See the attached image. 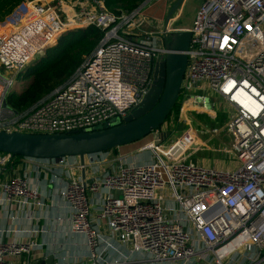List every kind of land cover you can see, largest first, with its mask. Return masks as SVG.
I'll list each match as a JSON object with an SVG mask.
<instances>
[{
  "label": "built area",
  "instance_id": "built-area-1",
  "mask_svg": "<svg viewBox=\"0 0 264 264\" xmlns=\"http://www.w3.org/2000/svg\"><path fill=\"white\" fill-rule=\"evenodd\" d=\"M143 7L117 15L107 0L21 2L0 21V130L70 133L112 125L128 114L151 88L168 35L187 29L177 25L178 14L161 27ZM89 26L102 29L104 38L67 83L29 111L2 106L21 74L62 34ZM188 30L178 116L172 115L135 153L87 155L98 168L89 178H78L71 173L73 167H85L79 157L0 152V176L16 172L23 158L39 173L69 165L68 176L60 172L52 179H68L58 192L71 207L70 231L86 237L88 255L80 264H123L135 256L156 264H264V0H203ZM208 89L231 107L221 125L193 119L195 107H208L196 103L201 97L195 93ZM175 131L177 137L169 139ZM199 151L236 166L193 163ZM100 191L96 219L90 194ZM43 205L28 172L0 179V207L12 225L20 222L21 212L32 219L33 208ZM12 225L0 229V264H19L23 253L40 248L18 236H32L37 229ZM115 238L131 247L130 255L110 262L106 254L116 248Z\"/></svg>",
  "mask_w": 264,
  "mask_h": 264
},
{
  "label": "crops",
  "instance_id": "crops-1",
  "mask_svg": "<svg viewBox=\"0 0 264 264\" xmlns=\"http://www.w3.org/2000/svg\"><path fill=\"white\" fill-rule=\"evenodd\" d=\"M154 1L155 0H149L147 3H145V5H143V12L151 20H154L156 23L160 24L159 21L162 22L165 18L170 9L169 7L172 0H157L156 2ZM202 1L203 0H199L196 8L201 4ZM184 9L185 7L181 8L178 13H176L180 17L176 21L177 24L180 23L182 19ZM195 96L201 97L199 101H197L196 99V103L208 106L201 107L196 105L197 107H195L196 110L193 113V119L197 123H203L205 125L207 124L211 126L221 125L230 116V105L216 92L208 89L205 92H196ZM137 143L138 142L131 144L133 146L128 150H136L142 145ZM124 147L127 146L119 147L117 151H114V153L117 155L126 154V149ZM70 161H73V159H70ZM191 161L193 163L207 167L219 168L218 166L222 164H224V166L226 167L231 166V168H234L236 166L235 163H232L230 161L222 162L218 159L217 156L207 151H199L198 154L193 159H191ZM33 163L34 162L29 159H19L14 167L16 172L10 170L8 176L4 174L0 176V179L7 178L18 173L24 174L28 172L33 180L38 183L40 197L44 205L41 206V208H33L34 217L32 219L26 217V211L21 212L20 222H16L14 225H12L11 220L6 217V212L3 211V209L0 207V229H7L11 225L13 228H20L22 230H26L29 228L37 229V231L32 236H28V233L25 232H22L18 235L21 240L28 241L29 239H33L35 240V242L40 244V248L38 250L32 251L31 253H23L18 258L19 264H39L49 256H52L54 258L55 264H65V262H69L71 264H80L81 262H83L85 256L88 255L86 237L82 233H74L70 231L71 207L70 204L66 200H64L58 192V188L63 187L65 181H68V179L62 178L60 181L52 179L54 174L60 176V172L67 175L66 170L69 169V165L64 164L65 166H51L49 171L45 170L46 172L39 173L33 170ZM82 164H84V168L73 167L71 176L73 175L74 177L78 178H89L90 174L93 173V171H96L98 168L97 163L92 162L89 157H86L85 162ZM102 194V191L90 194V199L94 202L93 212L96 216V219L100 210L99 205ZM57 218L61 220L60 223L56 221ZM101 227L103 228L104 233H107L108 230L103 221L101 222ZM1 233L2 232H0V234ZM6 238L14 239V236H6L5 239ZM113 243H115L116 248L112 249L109 253L106 254V256L108 257V261L113 262L115 260H122L124 258V255H130V246H123L119 242V240H117V238L113 240ZM75 260H79V262L73 263ZM123 264L156 263L146 257L141 258L140 256H135L134 260L128 261L127 263Z\"/></svg>",
  "mask_w": 264,
  "mask_h": 264
},
{
  "label": "water",
  "instance_id": "water-1",
  "mask_svg": "<svg viewBox=\"0 0 264 264\" xmlns=\"http://www.w3.org/2000/svg\"><path fill=\"white\" fill-rule=\"evenodd\" d=\"M187 1L175 0L167 13L166 23L185 7ZM191 35L188 29L173 31L168 35L167 52L156 64L151 88L142 101L117 123L92 130L57 134L0 130V152L39 159L79 157L84 163L87 155L133 144L151 135L166 123L179 102L188 65ZM2 106L11 108L7 96ZM39 264H55L54 258L49 256Z\"/></svg>",
  "mask_w": 264,
  "mask_h": 264
},
{
  "label": "trees",
  "instance_id": "trees-1",
  "mask_svg": "<svg viewBox=\"0 0 264 264\" xmlns=\"http://www.w3.org/2000/svg\"><path fill=\"white\" fill-rule=\"evenodd\" d=\"M23 1L0 0V21L12 14ZM146 1L107 0V6L112 12L119 15L121 11L131 12L141 7ZM104 35L105 32L96 26L69 30L62 34L54 46L48 48L42 57L21 74L24 79H31L30 83L23 91H11L7 95L9 106L20 113L29 111L58 87L67 83L85 58L100 44ZM181 99L182 95L179 97V101ZM180 106L181 104L178 102L167 120H170L174 114L178 116ZM148 140L144 138L138 144H143ZM125 146L132 147L133 145ZM118 148H114L112 151H117Z\"/></svg>",
  "mask_w": 264,
  "mask_h": 264
},
{
  "label": "rangeland",
  "instance_id": "rangeland-1",
  "mask_svg": "<svg viewBox=\"0 0 264 264\" xmlns=\"http://www.w3.org/2000/svg\"><path fill=\"white\" fill-rule=\"evenodd\" d=\"M157 0H155L154 2H156ZM174 2H175V0H172V2L170 3V7L169 8H171L172 7V5L174 4ZM198 2H199V0H188L187 1V3L185 4V9H184V13H183V15H182V19H181V21H180V23H178L179 24V26L180 27H183V28H187V29H189L191 26H192V21H193V19H194V16H195V14H196V10L198 9V7L200 6H198L197 8H196V6H197V4H198ZM196 8V9H195ZM178 13V12H177ZM166 17H167V14H166V16H165V18L163 19V21L162 22H160L159 21V23H160V25H161V27H164L165 26V23H166ZM180 20V19H179ZM177 24V25H178ZM36 62V61H35ZM35 62H33V63H35ZM32 63V64H33ZM0 71H2V69H1V66H0ZM31 80V79H30ZM30 80L29 79H24L23 77H21L20 79H19V83H18V85H17V87H15L14 88V91H16V92H21V91H23L26 87H27V85L30 83ZM224 109V108H223ZM178 130V129H177ZM177 137V134H176V131L173 133V134H171V136L169 137V139H172V138H176ZM152 138V135H149V136H147L146 138H145V140H148V139H151ZM227 141H228V139H226ZM149 141V140H148ZM147 142V141H146ZM228 143V142H227ZM138 144V143H137ZM211 144L213 145V146H219V142H216V141H212L211 142ZM224 144H226V143H221L220 144V146H223ZM123 148V147H122ZM126 150V152L125 153H128V154H130V153H135L136 152V150H133V149H130V150H128L129 148H131V146L130 147H124ZM123 150V149H122ZM219 168H228V167H226V166H224V164H222V165H220V166H218Z\"/></svg>",
  "mask_w": 264,
  "mask_h": 264
}]
</instances>
